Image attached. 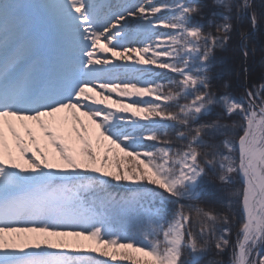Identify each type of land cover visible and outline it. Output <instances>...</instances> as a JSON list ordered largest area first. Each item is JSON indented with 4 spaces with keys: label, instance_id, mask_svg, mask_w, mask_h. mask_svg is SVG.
<instances>
[{
    "label": "rangeland",
    "instance_id": "obj_1",
    "mask_svg": "<svg viewBox=\"0 0 264 264\" xmlns=\"http://www.w3.org/2000/svg\"><path fill=\"white\" fill-rule=\"evenodd\" d=\"M89 1L86 3L88 9L90 8L96 16L101 10L109 9L111 6L110 2H106L107 0H101L103 7ZM192 2L193 5L190 6L185 0H119L120 6L117 7L126 12L127 19L120 25L110 24L102 11L98 22L95 23L102 29L99 36L89 33L85 36V29L81 26L84 19L79 13H75L76 17L69 22L61 23L75 25L74 28L69 27L70 30L62 35L61 41L67 43L72 39L75 42L74 50L66 52L70 60L74 57L75 60H81L78 56H83V66L77 68L80 70L77 73L74 72V67L68 76L69 65H64L58 70L56 75L58 79L54 83V88L64 79L68 80L65 86L69 88L74 86L76 81L78 82L77 76H84L85 67L102 59L106 53L115 54L120 58L121 54L127 51L130 64L125 66L124 72L131 74V77L108 84L107 94L92 90L90 84L88 90L78 86L79 89L76 88V92L74 90L73 93L74 95L79 93L74 102L67 100L60 107V103L53 106H57L53 110V119L60 123L61 129L57 128L56 131L52 123L43 120L41 126L29 132L28 139L4 154L0 163V208L3 211L0 216V264H61L62 260L58 257L53 260L47 259L43 263L41 261L55 251L79 253L87 257L86 253L89 251L85 249L92 243L101 246L102 252L94 257V261H90V264H105V262L180 264L185 248L191 251L187 264H192L198 258L192 236L186 231L187 218L182 214L174 220H165L162 223L157 219V215H145V224L140 226L141 230L130 232L124 227L134 226L140 214L130 216L131 212H126L120 215L118 220H113L111 217L96 218L94 210L90 214V209L85 206L81 208L84 214L78 211L69 214L66 210L57 209L58 204L52 208L40 202L33 191L34 186L50 182L56 177H52L53 174L49 171L56 160L66 161L78 172L85 171L99 178L105 174L106 178L121 187L147 186L171 192L196 185L202 175L196 154L193 151L180 150L174 142L167 144V159L160 167L168 177L159 180L153 169L148 167L147 161L140 156V139H147L148 136L126 135L125 141L133 145L121 150L119 157L124 160V165L116 168L113 165L110 167L102 164L103 158L110 155V149L95 148L94 161L88 163L81 158L79 151L80 140L93 131L98 116L144 122L147 119L146 113L154 109L159 101H163L156 83L159 73L170 71L171 63L166 61H176L177 66L182 67L178 55L168 52V48L172 45H180L187 50L186 64L182 70L185 73L197 71L198 75L195 76L177 74L180 78L178 93L186 97L190 92L195 100L191 104H181L182 109L186 114L189 112L194 117L198 115L199 108L203 107L202 103L207 97L206 90H202L200 96L199 93L195 94L192 91L198 87L206 88L208 78L205 72L207 68L201 62L204 56L200 52L196 38L198 29L193 27L198 12L194 5L199 1ZM21 4L22 9L14 12L22 18L34 16L36 13L46 16L52 6L43 4L42 0H21ZM159 9L163 11V15L156 13ZM168 21H173L172 26L166 27V31L159 33L160 26ZM79 24L80 26H77ZM180 25L184 31L183 38L179 34L170 32ZM6 28L8 27L0 29V36L3 31H8ZM9 33L10 31L7 32ZM84 36L95 44L94 51L87 59H84V55L88 50L84 51V47L78 46ZM79 49L80 52L77 51ZM5 57L1 51L0 59ZM55 59L58 58L53 56L52 65L59 62ZM107 62L114 69L112 59ZM112 75H117V70H114ZM146 78L148 79L146 84L141 86ZM62 116L63 121L60 119ZM37 120L33 121L34 125ZM152 121L158 120L152 118ZM160 121L169 122L172 126L180 123V120L172 116ZM258 128L257 122L250 128V131L252 130L250 138L255 143H258L262 137ZM27 163H30L27 166L37 169L38 183L30 184L28 180L18 177L15 173V167L24 168ZM114 170L118 172H112ZM8 171L13 176H7ZM241 171L249 185L244 165ZM248 188L247 211L251 206L250 197L252 199L254 194L253 189L250 186ZM248 238H251V235ZM76 243L80 244L83 250L74 251ZM36 247L41 256L36 255ZM247 252L249 253L248 249Z\"/></svg>",
    "mask_w": 264,
    "mask_h": 264
},
{
    "label": "trees",
    "instance_id": "obj_2",
    "mask_svg": "<svg viewBox=\"0 0 264 264\" xmlns=\"http://www.w3.org/2000/svg\"><path fill=\"white\" fill-rule=\"evenodd\" d=\"M198 1L196 24L200 25L199 48L209 76L205 92L208 96L199 117L182 114L181 104L190 103L194 98L191 93L186 97L178 93V76L164 75V100L147 115L148 118L171 115L180 120L178 125L151 127L147 122L133 124L105 120L96 129L98 135L93 132L80 143L81 158L85 162L94 161L95 147L110 149V155L103 158L102 164L116 168L124 165L119 155L122 147L127 146L123 141L125 134L150 132L151 139L143 142L140 148L157 179L168 177L160 167L167 159V144L174 142L180 150L189 149L196 153L203 171L198 183L193 188L182 187L171 192L153 187L128 189L116 185L105 176L101 182L85 172L82 175L64 160H56L52 171L59 178L69 179L70 187L77 189L82 201L92 206L101 217L115 219L132 208L143 214L157 212L162 220L175 219L178 213L184 215L187 218L186 231L192 236L198 253L193 264H238L237 249L245 226V187L239 166L253 121L250 102L244 90L245 58L248 89L256 103L264 108V0H254L252 3V14L257 22L256 33L252 32L246 12L247 0ZM244 36L246 57L240 46ZM173 50L180 53L181 60L186 59V50L181 47H173ZM172 68L179 70L178 66ZM254 68L256 71L251 75ZM202 90L195 92L200 95ZM180 135L183 138H179ZM20 173L31 181H35L38 174L30 168L26 173L23 170ZM77 175L81 176L71 179ZM41 187L40 191L47 194L52 192V196H58L63 202L71 201L74 208L80 201L71 192L65 191L60 180ZM134 228H139V225ZM260 245L249 264H264V232ZM77 250H83L78 243L74 245V251ZM85 250L91 254H101L102 247L92 243ZM190 253L188 248L183 250L180 264H187ZM57 257L62 259L63 264H84V261L93 259L92 255L60 254Z\"/></svg>",
    "mask_w": 264,
    "mask_h": 264
},
{
    "label": "bare ground",
    "instance_id": "obj_3",
    "mask_svg": "<svg viewBox=\"0 0 264 264\" xmlns=\"http://www.w3.org/2000/svg\"><path fill=\"white\" fill-rule=\"evenodd\" d=\"M42 1L47 6L52 5L46 16L36 13L34 16L22 18L14 12L22 9L21 0H0V29L7 26L6 29L10 31L9 34L3 31L0 36V52L4 51L9 56L7 63L0 65V163L9 149L23 143L29 138L30 131L41 126V121H49L56 131L57 128L61 129L60 123L53 119V110L57 108L53 106L60 103V107L67 100L74 102L79 93L76 95L73 93L78 86L88 90L90 84L92 90L107 94L108 84L131 77V74L124 72L125 66L130 64L127 51L123 52L120 58L115 54L106 53L102 59L85 67L84 76H77L78 82L76 81L74 86L70 88L61 86L52 92L49 86L54 78V66H49L48 70H45V67L52 56L64 59L66 50H69L72 44L61 41L62 35L70 30L61 23L76 17L75 13H79L84 18L81 25L86 29L85 32L90 31L93 35L99 36L100 29L94 24L96 18L85 8L84 4L90 2L89 0ZM91 2L103 7L101 0ZM106 2L111 3L110 10L104 9L109 23L122 24L127 16L126 12L117 7L120 6L119 0ZM89 25H92V28H88ZM83 44L84 49L88 50L84 55V59H87L94 51L95 44L91 40L82 39L80 45ZM43 50L45 54H42ZM110 58L114 69L107 62ZM17 59L29 63L23 65ZM82 61L83 58L77 60L75 73L80 71L78 67L83 66ZM61 64L63 62L58 66ZM114 70H117V75H112ZM253 71L256 69H252L251 75ZM60 119L63 121L64 117ZM34 120H37L35 125ZM2 214L0 208V216Z\"/></svg>",
    "mask_w": 264,
    "mask_h": 264
},
{
    "label": "water",
    "instance_id": "obj_4",
    "mask_svg": "<svg viewBox=\"0 0 264 264\" xmlns=\"http://www.w3.org/2000/svg\"><path fill=\"white\" fill-rule=\"evenodd\" d=\"M254 104V103H253ZM255 105V104H254ZM256 109L263 113L264 114V111L262 109H260L259 107H257L255 105ZM257 191H258V197H259V210L256 214V219H255V222L256 224L258 225V221H259V217H260V213H261V210H262V207H263V202H264V183L261 184V188L259 187V185H255ZM255 201L253 202V205H254ZM247 223H248V230H247V233L245 234L244 238H243V241H242V244H241V248L239 250V254H240V257L243 258L244 257V252L242 250V248L244 247L245 245V241H246V238L248 236V234L250 233L251 231V223H252V220H251V215L249 214V216L247 217Z\"/></svg>",
    "mask_w": 264,
    "mask_h": 264
}]
</instances>
